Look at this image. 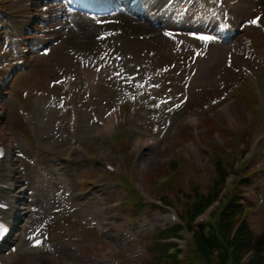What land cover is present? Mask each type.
Segmentation results:
<instances>
[{"label":"rangeland","instance_id":"1","mask_svg":"<svg viewBox=\"0 0 264 264\" xmlns=\"http://www.w3.org/2000/svg\"><path fill=\"white\" fill-rule=\"evenodd\" d=\"M144 2L155 17L169 12L172 20L166 23L175 27L185 20L197 31L212 29L217 42L201 47L189 31L166 35V29L117 15L114 23L98 26L73 13L61 24H30L37 29L27 34L25 0H0L6 13L0 17V71L6 62L18 70L19 52L47 39L43 31L58 29L56 42L32 54L29 72L18 70L9 85L11 73L5 83L6 72L0 73V86H7L0 126L23 155V188L30 190L22 237L2 255L7 264H165L155 263L151 237L167 224L169 212L147 207L137 213L130 202L124 206L126 184L108 178L104 164L126 173L149 204L167 197L182 212L187 195L209 193L216 177L214 154L224 150L228 164L241 163L238 145L250 146L257 134L264 135V101L252 114L241 100L255 80L264 91V39L244 30L251 17L262 19L264 0H243L241 12L229 20L208 17L200 7L185 14L168 0ZM247 39L251 47L242 48ZM115 137L122 140L116 149ZM145 138L155 139V145L135 147ZM260 145L244 155L249 163L237 170L256 168L254 185L234 186L246 195L240 202L252 204L244 215L255 236L264 234ZM174 161L180 163L175 171ZM165 171L171 179L157 185L155 178ZM34 225L49 232L48 250L21 256Z\"/></svg>","mask_w":264,"mask_h":264},{"label":"trees","instance_id":"2","mask_svg":"<svg viewBox=\"0 0 264 264\" xmlns=\"http://www.w3.org/2000/svg\"><path fill=\"white\" fill-rule=\"evenodd\" d=\"M216 179L215 187L212 188L210 194L205 196L200 191L196 190V194L187 195V213L194 214L200 209L207 207L213 200L218 198L220 191L216 188L222 185V178L227 173V168L222 166V157L215 156ZM171 167L174 169L176 162H171ZM178 164V163H177ZM222 187V186H221ZM241 191L233 189L228 195L224 196L219 202V206L212 212L213 218L207 235L204 234L206 226L201 225L193 230V249L191 255L187 256L186 264H240L239 259L250 252L251 258L245 264H264V238L260 239L252 232V228L247 221L243 220L239 223L238 228L231 235L235 226L236 214L242 210L241 204L238 201L241 198ZM137 198L135 195L134 198ZM136 207L141 208L139 202L135 203ZM239 217V216H238ZM237 219V218H236ZM168 232L160 230L155 235L153 240V250L159 253V260L165 257L166 249L156 243L157 238L166 236ZM155 247V248H154ZM215 251L218 253L215 254Z\"/></svg>","mask_w":264,"mask_h":264},{"label":"snow or ice","instance_id":"3","mask_svg":"<svg viewBox=\"0 0 264 264\" xmlns=\"http://www.w3.org/2000/svg\"><path fill=\"white\" fill-rule=\"evenodd\" d=\"M259 19H260L259 17H256L253 20L249 21V23L256 24L259 21ZM166 35H171V33H166ZM192 35L197 36L198 34L192 33ZM198 38L201 40H205V41L216 39V37H214V36H209V35H205V34H199ZM137 86L142 87L143 85H137ZM132 98H134V97H132ZM0 207H4V205H0ZM4 231H5L4 227L2 225H0V233H2ZM36 243H39V241H36Z\"/></svg>","mask_w":264,"mask_h":264}]
</instances>
